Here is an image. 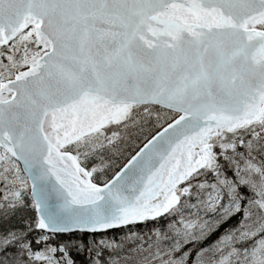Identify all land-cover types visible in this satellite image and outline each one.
Listing matches in <instances>:
<instances>
[{"label":"snow or ice","instance_id":"obj_1","mask_svg":"<svg viewBox=\"0 0 264 264\" xmlns=\"http://www.w3.org/2000/svg\"><path fill=\"white\" fill-rule=\"evenodd\" d=\"M73 250L264 264V0H0V264Z\"/></svg>","mask_w":264,"mask_h":264},{"label":"trees","instance_id":"obj_2","mask_svg":"<svg viewBox=\"0 0 264 264\" xmlns=\"http://www.w3.org/2000/svg\"><path fill=\"white\" fill-rule=\"evenodd\" d=\"M25 215H31L30 213H25ZM236 222L235 220L231 221L229 224H226L224 227H221L220 231L217 232L213 237H212V240H215L224 230L225 228H229V226H232L234 225ZM166 224V221L165 220H160L158 224L154 225L153 222H149L147 225H143L140 227V231L145 234V235H148L149 234V229L153 228L154 226L155 227H158V228H161L163 229L164 228V225ZM16 227H22V224L20 223H16L15 224ZM124 229H121L119 230V233L117 235L119 236H123V233H124ZM55 243V241H54ZM125 245L126 247H130L131 245H129L127 242H125ZM71 255L73 257V259L76 261V264H87V258L85 257V255L83 254H78L75 250H73L71 252Z\"/></svg>","mask_w":264,"mask_h":264},{"label":"rangeland","instance_id":"obj_3","mask_svg":"<svg viewBox=\"0 0 264 264\" xmlns=\"http://www.w3.org/2000/svg\"><path fill=\"white\" fill-rule=\"evenodd\" d=\"M228 175H229V176H231V175H232V173H231V172H228ZM207 179H208V180H211V179H212V176H211V174H209V176L207 177ZM188 211H189V210H185V215H187V214H188ZM192 211H194V210H192ZM233 226H235V224H234V225H232L231 227H233Z\"/></svg>","mask_w":264,"mask_h":264}]
</instances>
